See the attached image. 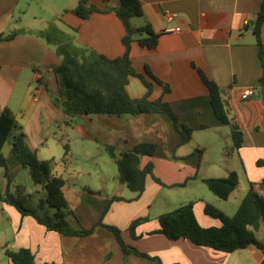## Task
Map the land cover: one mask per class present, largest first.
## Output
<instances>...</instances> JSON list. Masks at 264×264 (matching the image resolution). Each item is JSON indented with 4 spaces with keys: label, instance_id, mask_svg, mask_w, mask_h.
<instances>
[{
    "label": "crops",
    "instance_id": "crops-1",
    "mask_svg": "<svg viewBox=\"0 0 264 264\" xmlns=\"http://www.w3.org/2000/svg\"><path fill=\"white\" fill-rule=\"evenodd\" d=\"M27 1L0 0V36L18 32L13 39L0 40V109L12 111L17 123L2 149L13 184L16 185L17 174L26 169L12 151L17 136L23 134L24 146L37 160L56 163L53 175L64 180V198L82 228L89 229L103 218L104 224L121 231L127 245L157 258L161 264H260L264 255L254 246L225 253L187 240L169 241L159 233L157 218L192 202L201 227H219V221L205 214L206 204L231 217L235 211L219 201L233 199L238 208L249 183L264 199V186H259L264 181V168L257 165L264 161V84L260 82L263 69L255 37L246 29L262 0H138L143 17L131 20L132 26L140 28L148 23L153 33L161 36L152 49L137 42L131 45L132 66L151 84L149 99L167 102L179 122L194 129L186 145H180V135L163 114L135 118L78 115L70 126H65L64 113L52 100L59 94L54 68L60 59L31 35L39 31L31 26H38L44 19L25 18L27 11L20 4ZM55 1L58 9H49L56 18L61 17L57 28L69 34L74 30V39L81 47L109 59L122 56L125 31L114 14L94 13L83 20L70 13L78 0ZM89 1L99 9L120 5V0ZM166 13L175 17L169 19ZM173 29L178 31H169ZM261 42L264 45V24ZM145 68L162 85L152 81ZM198 70L218 86L230 116L242 132L243 141L237 151H227L232 145L230 131L214 116ZM248 89L253 90V95L242 100ZM126 91L132 99L142 98L147 92L137 78H129ZM196 132L205 133L203 140L194 139ZM77 141L96 148L95 154L90 151L84 156L88 163H96L97 154L107 153L106 147L119 157L139 144L156 145L154 155L142 157L140 162L142 168L148 163L153 165V177L162 185L148 176L144 192L135 200V194L118 180L117 172L109 175L102 166L77 164L78 155L72 151V144ZM63 145L68 146L67 156ZM231 172L238 175L239 186L227 200L204 190L207 188L203 179L225 178ZM2 186L4 192L5 182ZM124 191L130 194L125 195ZM113 197L124 201L110 203ZM168 200H173V204L165 211ZM156 202L160 209L151 215ZM143 218L146 221L131 234L130 224ZM255 237L264 245V221ZM20 249H28L35 264H125L120 245L103 227H96L87 237H67L47 231L32 217L21 216L14 207L0 202V264H12L5 250ZM126 264L159 263L130 254Z\"/></svg>",
    "mask_w": 264,
    "mask_h": 264
},
{
    "label": "trees",
    "instance_id": "trees-1",
    "mask_svg": "<svg viewBox=\"0 0 264 264\" xmlns=\"http://www.w3.org/2000/svg\"><path fill=\"white\" fill-rule=\"evenodd\" d=\"M70 13L83 20L88 19L94 13L114 14L124 26L125 33L122 37L124 52L120 57L109 59L92 49L78 45L74 39V30H72V34H69L55 25H50L31 34L51 48L60 59V64L54 68L59 94L52 100L55 106L62 109L64 113L63 124L70 126L73 123V118L78 115H103L117 118L131 116L135 118L146 114H163L171 120L175 131L180 135V145L188 144L194 129L181 124L178 115L167 102L160 99L153 101L149 99L151 84L132 66L131 45L137 42L141 47L152 49L161 36L154 34L148 23L140 28L132 26L131 20L143 17L138 0H120V5L117 8L105 6L103 9L93 6L89 0H78L76 7ZM263 24L264 0L261 1L259 11L254 19L246 25V29L252 31L259 48V59L263 69L260 80L262 84H264V45L261 42ZM17 34L18 32H13L7 36H0V40L13 39ZM145 73L152 81L162 85V82L156 79L148 68H145ZM198 75L208 90L214 116L230 131L232 145L227 150L228 153L239 150L243 136L230 116L227 102L220 96L218 86L203 71L198 70ZM129 78H137L144 85L147 91L144 97L132 99L128 95L126 86ZM164 91L168 92L167 86H164ZM16 129L17 123L12 111L8 108L0 109V202L14 207L21 216L32 217L47 231L67 237H87L92 235L96 227H103L115 237L120 245L125 264L126 257L130 254L161 264L157 258L150 257L127 245L121 237V231L116 227L104 224L103 218H100L89 229L82 228L64 198V180L53 175L56 163L53 160H37L24 146L23 134L17 136L12 151L22 166L29 170L33 184L43 187L45 197L35 203L29 194H25V189L22 186H14L8 175L7 160L2 149ZM63 149L67 156L68 146L63 145ZM105 149L114 161L118 180L135 194V200L144 192L145 180L148 176L152 177L157 184L162 185L158 179L153 177V165L148 163L142 168L140 162L142 157L154 155L156 145L139 144L123 152L119 157L115 155L112 148L106 147ZM195 153H199V151L195 150ZM257 165L264 168V161H259ZM3 181L5 182L4 192L1 190ZM202 183L214 196L221 200H227L238 188L239 178L235 172H231L225 178L203 179ZM259 186H264V181ZM114 201H124V199L113 197L110 203ZM29 202L32 207L27 206ZM108 207L109 204L104 209L102 216L105 215ZM204 212L207 216L219 221L220 226L201 227L194 215L193 203L190 202L172 212L161 214L157 218L160 226L159 233L169 241L187 240L195 246L225 253H233L254 246L264 255V245L258 242L255 237L260 223L264 221V199L256 192L253 183L248 184V191L233 216L228 217L208 204H206ZM144 221L146 219L133 221L129 227L130 233L133 234L135 227ZM5 255L12 264H35L34 256L28 249L14 252L5 250ZM260 264H264V259Z\"/></svg>",
    "mask_w": 264,
    "mask_h": 264
},
{
    "label": "rangeland",
    "instance_id": "rangeland-1",
    "mask_svg": "<svg viewBox=\"0 0 264 264\" xmlns=\"http://www.w3.org/2000/svg\"><path fill=\"white\" fill-rule=\"evenodd\" d=\"M57 2L55 0H28L27 4H20L21 6H25V9L27 11V16L25 17L26 19L28 18L29 20L33 17H37L44 19L43 22L41 24H38V26H31V29H37V30H43L45 28H47L50 25H57L61 20V17L59 16L58 18H56V16L54 15L53 11H56L58 9V6L56 4ZM48 7L47 9L44 8ZM52 7L53 11L50 10L49 8ZM205 133L203 132H196L194 133V139H202L203 140V135ZM10 140V139H9ZM63 148V146H62ZM95 147H91L86 145L84 142H80L77 141L76 143L72 144V151L74 154L78 155V165L83 166V167H87V166H95V165H99L102 166V168L110 175L113 172H117L116 166L113 163V161L110 159V157L107 155V153H103V155H99L97 154V159H96V163H88L85 162L84 160V156H88L90 155V151L93 152V154H95ZM64 151V149H63ZM81 181H84L85 179H80ZM15 183L16 185L14 186H22L25 189V194H29L31 196V200L35 201V203L37 202V200L39 199H43L44 193L41 190L40 186H36L33 184L31 178H30V173L29 170L26 168L24 170H21L17 176L15 177ZM4 181L2 182L3 185ZM1 185V187H3ZM208 194H210L211 196H213L210 191H208V189H204ZM128 191H124V194H130L127 193ZM186 197V196H184ZM163 200V199H162ZM221 204H226L227 206H230L229 210L232 209V211H237V208H235V204L233 202V199H229V201H219ZM166 207L168 208H164L165 211H167L166 209H171V205L173 204V200H168L166 201ZM28 207H32L31 206V202H29L27 204ZM159 208V202L157 204V202L153 205L152 207V211L150 212V214L152 215L153 213H155L156 211H158ZM225 211V208H224ZM227 211V210H226ZM234 212V213H235ZM164 213V212H162ZM228 213V212H225ZM143 219H147V218H143Z\"/></svg>",
    "mask_w": 264,
    "mask_h": 264
},
{
    "label": "built area",
    "instance_id": "built-area-1",
    "mask_svg": "<svg viewBox=\"0 0 264 264\" xmlns=\"http://www.w3.org/2000/svg\"><path fill=\"white\" fill-rule=\"evenodd\" d=\"M165 16L167 17V18H169V19H171V18H173V17H175V15L174 14H169V13H166L165 14ZM169 31H178V29H173V30H169ZM253 90L252 89H248V90H246L244 93H243V95H242V100H247L249 97H251L252 95H253Z\"/></svg>",
    "mask_w": 264,
    "mask_h": 264
}]
</instances>
